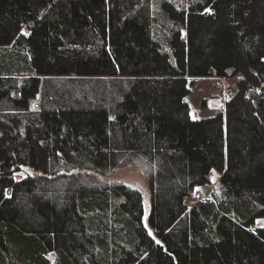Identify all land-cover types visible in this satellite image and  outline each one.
Here are the masks:
<instances>
[{
  "label": "trees",
  "instance_id": "16d2710c",
  "mask_svg": "<svg viewBox=\"0 0 264 264\" xmlns=\"http://www.w3.org/2000/svg\"><path fill=\"white\" fill-rule=\"evenodd\" d=\"M237 76L191 118L189 84ZM132 165L149 229L91 182ZM260 218L264 0H0V264H264Z\"/></svg>",
  "mask_w": 264,
  "mask_h": 264
},
{
  "label": "rangeland",
  "instance_id": "374dc122",
  "mask_svg": "<svg viewBox=\"0 0 264 264\" xmlns=\"http://www.w3.org/2000/svg\"><path fill=\"white\" fill-rule=\"evenodd\" d=\"M239 80L240 76L231 79L202 77L189 84V94L185 97V102L189 105L191 118L201 119L222 112L225 103L235 94ZM34 174L33 170L24 167L14 175V178L20 180ZM218 179L219 176L213 173L207 185L194 190L192 198L186 201L187 205L190 206L197 200H211L215 197L220 200ZM91 182L98 188L121 184L140 192L143 203V224L149 229L147 222L150 209L149 188L139 167L125 166L102 175L96 174L95 179ZM255 227H264V219H257Z\"/></svg>",
  "mask_w": 264,
  "mask_h": 264
}]
</instances>
